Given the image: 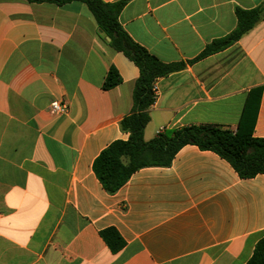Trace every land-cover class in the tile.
Masks as SVG:
<instances>
[{"label":"crops","instance_id":"1","mask_svg":"<svg viewBox=\"0 0 264 264\" xmlns=\"http://www.w3.org/2000/svg\"><path fill=\"white\" fill-rule=\"evenodd\" d=\"M107 3L118 0H102ZM264 0H130L119 21L166 64L144 139L191 125L236 132L249 104L264 138V20L195 60ZM110 41V40H109ZM85 4L0 0V264H247L264 237V175L241 178L194 145L144 168L115 194L93 164L133 113L139 68L114 50ZM111 68L122 83L102 89ZM68 113L54 116L52 102ZM252 122V121H250ZM115 230L112 251L102 232Z\"/></svg>","mask_w":264,"mask_h":264},{"label":"trees","instance_id":"2","mask_svg":"<svg viewBox=\"0 0 264 264\" xmlns=\"http://www.w3.org/2000/svg\"><path fill=\"white\" fill-rule=\"evenodd\" d=\"M30 4L49 3L63 6L74 1L86 5L94 16L102 36L110 38L109 45L122 53L140 70L133 90V113L120 123L129 139L116 140L95 159L93 170L102 187L109 194L117 193L137 171L149 167H170L176 154L187 145L212 151L230 163L241 178L264 175V138L253 136L254 122L249 119L246 105L236 132L216 125H191L161 131L151 141L144 139L150 122L149 109L155 102L152 85L155 80L185 68L183 63L166 64L136 43L121 26L119 17L130 0L107 3L102 0H25ZM237 26L227 36L214 40L193 61L221 52L237 43L245 34L264 20V2L250 10L236 9ZM122 83L117 70L111 68L102 89L109 91ZM252 121V122H250ZM102 237L112 251L123 242L118 233L109 229ZM247 264H264V237L258 242Z\"/></svg>","mask_w":264,"mask_h":264},{"label":"built area","instance_id":"3","mask_svg":"<svg viewBox=\"0 0 264 264\" xmlns=\"http://www.w3.org/2000/svg\"><path fill=\"white\" fill-rule=\"evenodd\" d=\"M152 91L154 93V97L156 98L158 95V86H157V80L154 81L152 85ZM68 106L63 101H54L51 103L49 111L52 115H62L68 113ZM0 222H1V214H0Z\"/></svg>","mask_w":264,"mask_h":264},{"label":"water","instance_id":"4","mask_svg":"<svg viewBox=\"0 0 264 264\" xmlns=\"http://www.w3.org/2000/svg\"><path fill=\"white\" fill-rule=\"evenodd\" d=\"M108 39V41L110 40V38H107Z\"/></svg>","mask_w":264,"mask_h":264}]
</instances>
